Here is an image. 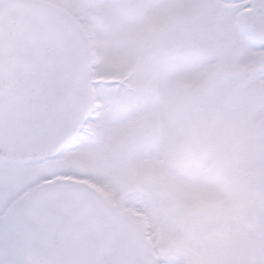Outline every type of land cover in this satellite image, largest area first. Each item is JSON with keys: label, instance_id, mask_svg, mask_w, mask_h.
Listing matches in <instances>:
<instances>
[{"label": "snow or ice", "instance_id": "1", "mask_svg": "<svg viewBox=\"0 0 264 264\" xmlns=\"http://www.w3.org/2000/svg\"><path fill=\"white\" fill-rule=\"evenodd\" d=\"M0 264H264V0H0Z\"/></svg>", "mask_w": 264, "mask_h": 264}]
</instances>
